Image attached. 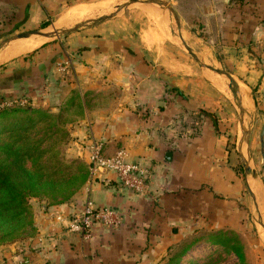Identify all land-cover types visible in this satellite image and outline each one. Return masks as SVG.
Masks as SVG:
<instances>
[{
  "label": "crops",
  "instance_id": "0c3cea01",
  "mask_svg": "<svg viewBox=\"0 0 264 264\" xmlns=\"http://www.w3.org/2000/svg\"><path fill=\"white\" fill-rule=\"evenodd\" d=\"M107 3L0 0V31L59 33L91 19L0 62V98L28 107L33 119L61 115L68 154L86 168L76 201L34 213L30 236L0 244V264H153L201 230L237 234L246 219L264 228V183L255 172L245 176L241 142L237 151L250 110L182 49L184 42L198 59L218 63L248 92L258 118L249 145L264 159V0H120L111 19L91 24L114 5L83 18ZM75 11L85 13L54 28ZM37 37L21 40L49 39ZM18 41L5 42L0 55ZM95 143L105 158L147 168L144 193L125 190L113 171L91 170ZM87 205L108 212L110 225L96 223L87 238L68 233L66 222Z\"/></svg>",
  "mask_w": 264,
  "mask_h": 264
},
{
  "label": "rangeland",
  "instance_id": "374dc122",
  "mask_svg": "<svg viewBox=\"0 0 264 264\" xmlns=\"http://www.w3.org/2000/svg\"><path fill=\"white\" fill-rule=\"evenodd\" d=\"M107 1L105 7L93 10L83 18L105 13L120 0ZM121 5L123 4L114 5L106 12L107 16L115 14ZM90 20H81L77 26H83ZM169 24L179 43L176 36L178 34L176 23L172 17ZM8 27L11 26L8 24ZM9 30L0 31V47L18 34L33 31L30 28H23V31ZM194 32L199 33V31ZM62 39H64L62 36L58 37L56 34L55 38L45 43ZM182 49L186 53L183 47ZM201 62L215 69H223L218 63L206 59H201ZM210 74L217 82H220L221 89L230 98L228 80L224 79V76ZM217 78L220 80L218 81ZM16 107L20 106L16 105ZM251 107L247 122L244 124V134L242 130L239 131L241 136L237 151L240 154L241 142L244 157L241 168L246 160L264 183V159L257 144L249 145V141L253 138L252 132L255 131V123L258 121V118H254L256 112L252 105ZM24 108L29 109L26 106ZM25 109L10 110V113L0 115V178L5 179V184L0 188V243L10 236L17 237V241L30 236L33 232L34 213L41 212L46 206H63L76 201L77 195L86 183L85 165L81 160L73 158L71 153L68 154V146L72 141L70 134L66 131L67 125L64 132L60 129L61 115L57 116L54 113L51 118L35 117L33 119L28 117L31 115L28 111L25 113ZM238 122L236 114L232 122L235 127L232 132L234 139L238 132ZM52 130L53 133H51ZM250 217L255 220L254 215ZM246 220H248V228H244L237 234L225 232L224 237L220 235L210 237L209 232L198 231L186 241L171 245L170 252L166 253L167 259L162 258L153 264H264V234H262L264 228L262 229L259 225L254 228L250 219ZM194 238L198 239L195 247L187 254L181 255L183 248ZM11 243L1 244L11 245ZM172 258L176 261H171Z\"/></svg>",
  "mask_w": 264,
  "mask_h": 264
},
{
  "label": "built area",
  "instance_id": "2783aa9c",
  "mask_svg": "<svg viewBox=\"0 0 264 264\" xmlns=\"http://www.w3.org/2000/svg\"><path fill=\"white\" fill-rule=\"evenodd\" d=\"M14 104V102L0 100V110L13 107ZM89 164L92 171L96 169L113 171L118 183L131 193L142 194L146 189L149 175L147 168L139 163H124L120 158H105L100 143L92 145ZM108 219V212L93 209L87 205L80 214H75L72 219L65 221V229L70 234L87 238L96 223L104 222L110 225Z\"/></svg>",
  "mask_w": 264,
  "mask_h": 264
},
{
  "label": "bare ground",
  "instance_id": "6f19581e",
  "mask_svg": "<svg viewBox=\"0 0 264 264\" xmlns=\"http://www.w3.org/2000/svg\"><path fill=\"white\" fill-rule=\"evenodd\" d=\"M107 4H104L102 6L105 7ZM85 12L84 11H75V12H68L65 16H63L55 25L54 28L55 29H59L61 27H65L66 25H68L69 22H71L73 19H81V17H83V14ZM53 28V29H54ZM53 31V30H52ZM41 37V36H38ZM37 37V38H38ZM41 38H48V37H41ZM50 38L53 37H49V39L44 40L43 41H26V40H21L19 39L18 42H16L15 45H13L12 47H9L4 53H2V55H0V62L2 61H7L10 60L12 58H15L19 55H22L24 53L30 52L33 49L37 48L39 45H41L43 42L50 40ZM39 39V38H38ZM40 40V39H39ZM222 77V76H221ZM226 79V78H224ZM218 80V78H217ZM220 80V79H219ZM218 80V81H219ZM223 81V80H222ZM235 79H234V83H235ZM212 83V82H211ZM220 83V82H219ZM224 85V84H223ZM219 88H222V85L218 84ZM225 87V86H224ZM235 90L237 93V97H238V101H241L243 106L247 108V110L249 111V108L252 109V107H250V103H249V99L246 96V90H243V88L241 87V84L239 85L238 82L235 83ZM248 93V92H247ZM248 95V94H247ZM240 103V102H239ZM237 104V103H236ZM236 106V105H235ZM242 107V106H241ZM245 111V110H244ZM246 112V111H245ZM248 124V123H247ZM264 200V199H263ZM259 202V201H258ZM263 218V217H262ZM258 222V221H257Z\"/></svg>",
  "mask_w": 264,
  "mask_h": 264
},
{
  "label": "water",
  "instance_id": "95a60500",
  "mask_svg": "<svg viewBox=\"0 0 264 264\" xmlns=\"http://www.w3.org/2000/svg\"><path fill=\"white\" fill-rule=\"evenodd\" d=\"M133 3H137V1H133ZM153 3H155V2H153ZM155 4L161 5L159 3H155ZM112 17H113V15H109V16H106V17H103V18L94 20V21L91 22V24L92 25H95V24L101 23V22H103L105 20L111 19ZM80 27H82V26L75 27V28H73L70 31H61L59 33L58 32H56V33H54V32L53 33H45V32H39V31H31V32H27V33L18 34L16 36L12 37L11 39H9L6 42H9V41H12V40H18V39H25V38H29L31 36L54 37L56 34H66V33L72 32V31H77ZM182 43H183V46L185 48L186 53L191 57V59L199 67L206 68V69L210 70L211 72L215 73L216 75L224 76L228 80V82H229L228 83V88H229L231 94L233 95V97L235 99H238L237 93H236V90H235V87H234L235 86V83H234L231 75L228 74L223 69H215V68H212V67H209V66L204 65L203 63H201L199 61V59L193 53V51L184 42H182ZM242 167H243V171H244L245 176H253V175H255L254 171L250 167L249 163L246 162V160H244V163H243V166Z\"/></svg>",
  "mask_w": 264,
  "mask_h": 264
},
{
  "label": "trees",
  "instance_id": "16d2710c",
  "mask_svg": "<svg viewBox=\"0 0 264 264\" xmlns=\"http://www.w3.org/2000/svg\"><path fill=\"white\" fill-rule=\"evenodd\" d=\"M49 25V22H46V23H43L42 25H41V29H43V28H46L47 26ZM0 100H2L1 98H0ZM20 108L19 107H16L15 105L13 106V107H9V108H3V109H1L0 110V115H2L3 113H10V110H19ZM49 118H51V117H49ZM60 129L62 130V125H61V127H60ZM64 132V131H63ZM51 133H53V130L51 131ZM5 179L4 178H0V188L5 184ZM211 237V236H210ZM16 238L17 237H13V236H10V237H7V238H4L3 239V242H1V243H4V242H13V241H16ZM5 240V241H4ZM196 240H198V239H196ZM197 241H192V242H190V243H188L184 248H183V250H182V252H181V255H185V254H187L188 253V251H189V249L191 248V247H193L194 245H196L197 243H196ZM0 243V244H1ZM177 258V257H176ZM171 261H176V259H171ZM176 263V262H175Z\"/></svg>",
  "mask_w": 264,
  "mask_h": 264
}]
</instances>
